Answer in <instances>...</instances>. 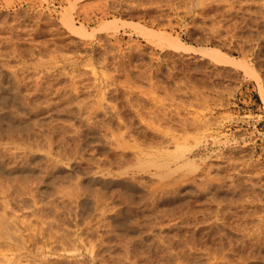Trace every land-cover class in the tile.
<instances>
[{
	"label": "rangeland",
	"instance_id": "1",
	"mask_svg": "<svg viewBox=\"0 0 264 264\" xmlns=\"http://www.w3.org/2000/svg\"><path fill=\"white\" fill-rule=\"evenodd\" d=\"M262 95L264 0H0V264H264Z\"/></svg>",
	"mask_w": 264,
	"mask_h": 264
},
{
	"label": "bare ground",
	"instance_id": "2",
	"mask_svg": "<svg viewBox=\"0 0 264 264\" xmlns=\"http://www.w3.org/2000/svg\"><path fill=\"white\" fill-rule=\"evenodd\" d=\"M68 20H69V19H68ZM65 21H67V19H66ZM65 21H64V22H65ZM65 23H66V22H65ZM69 23H70V21H69ZM69 28H72V27L70 26ZM69 28H68V29H69ZM70 30H71V29H70ZM73 30H75V29L72 28V31H73ZM73 32H74V31H73ZM74 33H75V32H74ZM174 46H175V45H174ZM176 47H177V45H176ZM179 48H180V47H178V48H176V49H179ZM180 50H182V51H184V52L187 51V50H185L184 48H180ZM13 70H14V69H13ZM17 72H18V71H17ZM15 91H16V90H15ZM259 92H260V91H259ZM21 93H22V92H21ZM260 94H261V93H260ZM261 101H262V103L264 104V96H263V95L261 96ZM85 119H87V118H85ZM116 119H117V118H116ZM114 120H115V119H114ZM124 146H125V145H124ZM176 148H177V147H176ZM181 158H182V157H181ZM176 159H177V158H176ZM55 160H56V159H55ZM175 161H177V160H175ZM176 163H177V162H176ZM185 163H186V161H185ZM54 164H55V163H54ZM168 164H169V162H168ZM152 165H153V164H152ZM165 165H166V164H165ZM165 165H164V166H165ZM166 166H167V165H166ZM145 168H146V167H145ZM145 168H144V169H145ZM155 168H156V167H155ZM164 168H165V167H164ZM167 168H168V167H167ZM166 172H167V171H166ZM161 176H162V175H161ZM174 183H175V182H174ZM158 184H159V183H158ZM170 188H171V187H170ZM164 191H165V190H164ZM167 191H168V190H167ZM98 193H99V192H98ZM154 193H155V192H154ZM168 193H169V192H168ZM156 194H157V193H156ZM159 195H160V194H159ZM76 196H77V195H76ZM110 196H111V195H110ZM82 197H83V196H82ZM98 198H99V196H98ZM98 198L96 197V198H94V199L97 200ZM107 198H108V197H107ZM109 198H110V197H109ZM70 199H71V198H70ZM80 199H81V198H80ZM102 200H103V199H101V202H102ZM79 201H80V200H79ZM94 201H95V200H94ZM105 201H106V200H105ZM74 202H75V201H74ZM96 202H97V201H96ZM119 202H120V201H119ZM150 202H151V201H150ZM94 203H95V202H94ZM104 203H105V202H104ZM109 203H110V202H109ZM95 204L98 205L97 203H95ZM96 207H97V206H96ZM113 207H114V205H113ZM6 208H7V207H6ZM3 209H4V208H3ZM3 209H2V210H3ZM96 209H97V208H96ZM112 209H113V208H112ZM112 209H111V210H112ZM4 210H5V209H4ZM102 210H103V209H102ZM109 210H110V209H109ZM0 212H1V211H0ZM34 213H35V212H34ZM54 213H55V212H54ZM96 213H97V212H96ZM1 215H2V214H1ZM56 215H57V214H56ZM79 216H80V215H79ZM135 217H136V216H135ZM2 219H4V217H3ZM63 219H64V218H63ZM65 219H66V218H65ZM68 219H69V218H68ZM76 219H77V218H76ZM96 219H97V217H96ZM6 220H7V219H6ZM2 222H4V221L1 220L0 225L2 224ZM5 223H6V221H5ZM55 223H56V222H55ZM5 225H6V224L3 223V224L0 226V232H1L2 238H7V239L9 240V238H10V234H13V233H11L10 228H8V227H10V226H7L8 224H7L6 226H5ZM56 226H57V225H56ZM12 228H13V227H12ZM255 228H256V227H255ZM14 229H15V228H14ZM14 229H13V230H14ZM74 229H75V228H74ZM11 230H12V229H11ZM63 231H64V230H63ZM65 231H66V230H65ZM17 232H18V231H17ZM51 233H52V232H51ZM103 234H104V233H103ZM246 234H247V233H246ZM248 234H249V233H248ZM252 234H253V233H252ZM252 234H251V235H252ZM255 234H256V233H255ZM16 235H17V234H16ZM95 235H96V233H95ZM219 235H220V234H219ZM3 236H5V237H3ZM18 236H19V235H18ZM67 236H68V235H67ZM220 236H221V235H220ZM13 237H14V235H13ZM19 237H20V236H19ZM54 237H55V236H54ZM258 237H259V236H258ZM7 239H6V240H7ZM67 239H68V238H67ZM67 239H66V240H67ZM76 239H77V238H76ZM220 239H221V238H220ZM2 240H3V239H2ZM8 240H7V241H8ZM15 240H16V239H15ZM158 240H159V239H158ZM161 240H162V239H161ZM163 240H164V239H163ZM11 241H12V240H11ZM11 241H10V242H11ZM30 241H31V240H30ZM109 241H110V240H109ZM195 241H196V240H195ZM12 242H13V245H12V246H15L16 244L14 243V241H12ZM212 242H213V241H212ZM229 242H230V241H229ZM6 243H7V242H6ZM18 243H19V242H18ZM65 243H66V242H65ZM101 243H102V242H101ZM204 243H205V242H204ZM19 244H20V243H19ZM63 244H64V243H63ZM63 244H62V245H63ZM201 244H202V243H201ZM239 244H240V243H239ZM78 245H79V244H78ZM108 245H109V244H108ZM7 246H8V245H7ZM22 246H23V245H22ZM57 246H58V245H57ZM70 246H72V245H70ZM87 246H88V245H87ZM206 246H207V245H206ZM206 246H205V247H206ZM18 247H19V245H18ZM194 247H195V246H194ZM207 247H209V246H207ZM218 247H219V246H218ZM257 247H258V246H257ZM13 248H14V247H13ZM219 248H220V247H219ZM230 248H231V247H230ZM242 248H243V247H242ZM16 249H17V248H16ZM20 249H22V248H20ZM46 249H47V248H46ZM70 249H71V248H70ZM39 250H40V249H39ZM215 250H216V249H215ZM220 250H221V249H220ZM7 251H8V250H7ZM16 251H17V250H16ZM20 251H21V250H20ZM47 251H49V250H47ZM52 251H53V250H52ZM66 251H67V250H66ZM78 251H79V250H78ZM110 251H111V250H110ZM194 251H195V250H194ZM202 251H203V250H202ZM249 251H250V250H249ZM55 252H56V251H55ZM59 252H60V251H59ZM69 252H70V251H69ZM124 252H125V251H124ZM214 252H215V251H214ZM4 253H5V252H4ZM16 253H17V252H16ZM85 253H86V252H85ZM196 253H197V252H196ZM2 254H3V252H2ZM7 254H8V253H7ZM67 254H69V253H67ZM209 254H210V253H209ZM230 254H231V253H230ZM136 255H137V254H136ZM161 255H162V254H161ZM166 255H167V254H166ZM166 255H165V256H166ZM178 255H179V254H178ZM245 255H246V253H245ZM110 256H111V255H110ZM202 256H203V255H202ZM254 256H255V255H254ZM89 257H91V256H89ZM238 257H239V256H238ZM0 258H1V257H0ZM55 258H56V257H55ZM58 258H59V257H58ZM91 258H92V257H91ZM123 258H124V257H123ZM2 259H3V258H2ZM4 259H5V257H4ZM6 259H7V258H6ZM172 259H173V258H172ZM230 259H231V258H230ZM9 260H10V259H9ZM74 260H75V259H74ZM219 260H220V259H219ZM224 260H225V259H224ZM255 260H256V259H255ZM1 261H2V260H1ZM7 261H8V260H7ZM7 261H6V262H7ZM10 261H11V260H10ZM72 261H73V260H72ZM110 261H111V260H110ZM154 261H156V260H154ZM221 261H222V260H221ZM229 261H230V260H229ZM127 262H128V261H127ZM132 262H133V261H132ZM143 262H144V261H143ZM172 262H173V261H172ZM245 262H246V259H245ZM248 262H249V259H248ZM13 263H14V262H13ZM13 263H12V264H13ZM15 263H16V261H15ZM210 263H211V262H210ZM7 264H8V263H7ZM170 264H171V263H170ZM225 264H226V263H225ZM246 264H247V263H246Z\"/></svg>",
	"mask_w": 264,
	"mask_h": 264
}]
</instances>
